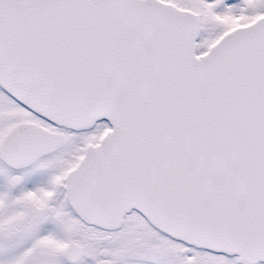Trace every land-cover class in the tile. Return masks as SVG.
Listing matches in <instances>:
<instances>
[{
    "label": "snow or ice",
    "instance_id": "6c2138e0",
    "mask_svg": "<svg viewBox=\"0 0 264 264\" xmlns=\"http://www.w3.org/2000/svg\"><path fill=\"white\" fill-rule=\"evenodd\" d=\"M0 264H264V0H0Z\"/></svg>",
    "mask_w": 264,
    "mask_h": 264
}]
</instances>
